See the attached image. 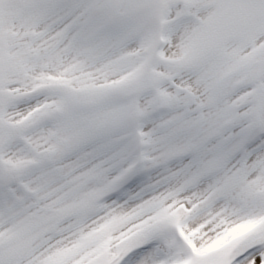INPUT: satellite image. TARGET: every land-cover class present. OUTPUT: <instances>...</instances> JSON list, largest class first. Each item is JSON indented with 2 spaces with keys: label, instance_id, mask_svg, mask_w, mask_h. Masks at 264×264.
I'll list each match as a JSON object with an SVG mask.
<instances>
[{
  "label": "snow or ice",
  "instance_id": "obj_1",
  "mask_svg": "<svg viewBox=\"0 0 264 264\" xmlns=\"http://www.w3.org/2000/svg\"><path fill=\"white\" fill-rule=\"evenodd\" d=\"M0 264H264V0H0Z\"/></svg>",
  "mask_w": 264,
  "mask_h": 264
}]
</instances>
